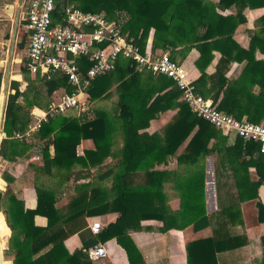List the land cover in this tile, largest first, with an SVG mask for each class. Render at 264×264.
<instances>
[{"label": "trees", "instance_id": "obj_1", "mask_svg": "<svg viewBox=\"0 0 264 264\" xmlns=\"http://www.w3.org/2000/svg\"><path fill=\"white\" fill-rule=\"evenodd\" d=\"M71 1H79V6L86 11L105 12L109 18L120 23L128 38H134L143 48L151 40L152 29L151 42L155 51H168L173 58L178 59L177 55L184 58L191 49L198 48L201 56L196 63L201 68L202 76L205 75V66L215 57L214 51L221 52L227 59L241 58L243 55L254 56L257 50L264 53V15L260 18L261 29L253 35L248 49L242 47L234 37L238 26L247 22L245 9L264 7V0H218V3L211 0ZM232 6L237 7L236 14L224 15L219 11ZM250 62L251 60L234 81L224 77L219 79L209 89V98L219 109L238 119L246 118L260 123L264 122V60L256 61V64ZM22 72L26 73L25 68H22ZM2 79L3 73L0 72V90ZM115 81L119 83V98L113 110L97 109L95 117L90 120L56 116L50 118L36 133L39 139L54 145V156L49 149L43 147L46 172H50L53 167H70L77 162L87 165L89 162L101 163L109 156L116 138L119 135L123 137L124 145L118 170L104 172L99 177L100 180H104L107 174L114 177V183L107 191V197L110 191L113 194L112 202L109 199L106 201V189L101 184L87 183L83 187L91 189V199L75 204L81 212L90 215L112 210L118 213L117 219L107 224L99 234H93L90 228L83 231V247L61 257V249L65 248L64 236L61 237V226H58L60 211L52 191L37 188V207L26 209L24 202L9 187L6 191L0 187V211L4 213L6 224L12 230L6 256L12 252L14 264H92L87 250L112 238H116L126 250L130 264H146L142 252L129 234L131 229L144 228L141 225L142 220L163 221L164 225L160 228L163 232L172 228L184 229L190 225L198 232L211 225L206 212L205 170L196 167L201 156L220 149V142L226 140L225 136L221 137L223 132L197 116L180 99L181 91L171 78L149 71H139L134 62L125 58L120 59L114 71L93 82L89 90L91 100L108 96ZM43 84L48 96L60 86L67 85L64 79L61 82L51 80ZM257 84L260 90L255 92L254 86ZM24 93L18 81L13 80L6 106L5 137L0 148V155L4 158H8L11 148L23 145L13 138L17 131H24L30 122L28 113L24 112L19 102ZM177 108V117L165 128L163 137L139 132L148 128L150 121L161 112ZM25 114L28 119L23 118ZM190 136L186 151L178 159L179 162L187 164L189 169H193L190 172L189 169L181 172L176 177V184L180 185L177 189L180 191L181 205L179 210L171 213L163 198L161 186L164 180L171 178V173L155 169V162L160 155L163 158L174 155ZM214 137V144L209 147ZM87 138L94 140L95 149L86 152V159L79 158L77 147L82 139ZM234 146L240 151L239 158L243 157V152L253 155L260 176L255 183L258 196L257 190L264 184V153L260 152V144L238 136ZM244 162L241 160V164ZM140 172L145 174V179L134 185V179L139 177ZM243 193L241 188V198ZM258 205L261 210L264 209L260 201ZM36 215L46 216L48 225H36ZM228 216L232 218L233 215ZM259 218L261 220L262 215ZM243 244L238 236L223 240L216 237L194 240L187 244V264H219V252ZM49 245L52 247L46 253L34 257ZM260 264H264V259Z\"/></svg>", "mask_w": 264, "mask_h": 264}, {"label": "crops", "instance_id": "obj_2", "mask_svg": "<svg viewBox=\"0 0 264 264\" xmlns=\"http://www.w3.org/2000/svg\"><path fill=\"white\" fill-rule=\"evenodd\" d=\"M29 2L30 0H14L15 7L12 9V6L10 8L7 6L9 0H0V20H2V17L5 18L2 20L3 24L0 25V36L3 34L1 26L4 25V28L7 25L10 26V31L8 33L4 32L6 38L3 41L6 45L9 44L12 55L21 53V57L17 59L20 63L21 73L22 68H24L22 60L27 47L24 19ZM232 8H235V12L237 13V7L232 6L222 10L224 11L222 14H236ZM13 10L14 12L11 13ZM244 13L247 17V22L238 26L234 37L242 47L248 49L255 34L256 27H254V23L264 15V7L255 9L246 8ZM214 54V59L205 66L204 76H202L201 68L196 63L201 56L198 48L191 49L180 60L186 66L190 76L195 79L199 92L208 98L211 96L209 89L219 79L224 77L229 79V81H234L243 73L249 60L253 61V64H256V61L264 60V53L259 50L255 52L254 56L250 55L248 57L243 55L241 58L231 57L227 59L219 51H214ZM10 70V72H6L8 77L7 98L9 97L11 82L13 80L18 81L20 89L23 92L25 91L24 88L27 89L26 84H28L24 80L23 74L11 68ZM0 72L3 73L1 67ZM16 73L21 75V79L15 77ZM26 73L28 72L26 71ZM259 90L260 86L258 84L255 85L254 91L258 92ZM49 98L50 96H48V101ZM37 108L42 107L35 105L31 112ZM177 110L170 109L161 112L150 121L148 128L141 129L139 132H145L150 135L157 134L163 137L165 128L174 122ZM191 136L186 139L174 155L170 154L167 158H163L162 155L157 157L156 155L155 169L171 173V178L164 180L161 185L162 193L164 194L163 198L171 213L179 210L181 205L180 191L177 189L178 186L180 188V185L179 183L176 184L175 179L178 174L186 172L189 168L187 164L179 162L178 157L186 151V146ZM223 136L226 137V140L220 142V149L214 153L201 156L200 163L196 167L205 170L204 192L206 212L210 217L211 225L198 232L193 230L192 225L184 229L172 228L163 232L159 228L144 226L145 224H155L161 227L164 225L163 221L158 219L142 220L141 224L144 228L138 230L131 229L129 234L142 252L146 264H187V244L189 242L208 237H216L223 240L230 236L240 237L244 244L231 250L219 252V264H260L263 261L264 209L261 210L259 208L258 202L260 201L264 205V184L258 188V196H256L255 183L259 180L260 176L257 172L253 155L243 152V157L239 158L240 151L234 146L238 136L235 133H223L221 137ZM13 139L18 140L23 145L11 148L8 158L1 156L0 164L3 167L2 180L4 181V183L0 182V185L4 184L1 188L6 191L9 187L16 197L24 202L26 209H35L37 207V188L52 191L56 198V206L60 211L58 226H61V237L64 236L63 243L65 248L61 249V257L65 253L72 254L83 247L81 233L89 229L93 222L100 221L105 227L117 219L118 213L112 210H107L97 215H90L87 212H81L75 204L84 199H87V201L91 199V189L83 187L87 183L101 184L106 189V201L109 199L112 202L113 194L110 191L109 197H107V191L112 187L114 177L108 174L104 180H100L99 177L104 172L108 173L118 170L122 147L113 145L109 156L98 164L89 162L87 165L77 162L70 167H53L50 172H46L44 169L45 159L43 149L41 150L37 147L40 142L38 140L42 141V139H39L37 133H34L29 140H20L15 137ZM214 141L215 137L211 139L209 147L213 146ZM45 142L47 141H42L44 147ZM48 149L51 155L54 156V146L49 145ZM94 149L95 143L93 139H82L77 147V156L86 159V152ZM241 160L245 162L241 164ZM192 169L193 167L188 171L190 172ZM99 173L101 174L99 175ZM134 181V185L143 182L138 177ZM241 188L244 190L242 198ZM0 215L3 217L2 212H0ZM228 215L233 216L230 218ZM260 215H262L261 220L259 218ZM48 223L49 220L46 216H35L36 225L46 227ZM2 225L4 227H1ZM6 233V245L2 253L4 245L2 237ZM11 235L12 230L8 227L6 221L4 223L0 221V264H14L12 252L8 257L6 256ZM103 244L106 245L109 252L108 257L104 260L106 264H130L126 250L117 242L116 238H112ZM51 247L52 245L43 248L34 257L46 253ZM94 263L92 261V264Z\"/></svg>", "mask_w": 264, "mask_h": 264}, {"label": "built area", "instance_id": "obj_3", "mask_svg": "<svg viewBox=\"0 0 264 264\" xmlns=\"http://www.w3.org/2000/svg\"><path fill=\"white\" fill-rule=\"evenodd\" d=\"M24 20L27 47L23 67L42 83L64 79L67 85L50 95L46 108L32 112V121L24 131H17L15 138L29 140L50 118L83 117L89 113L93 82L114 71L120 59L125 58L134 62L139 71L171 78L181 91L180 99L197 116L226 134L235 133L258 142L260 152L264 153V122L238 119L219 109L212 99L199 92L183 62L168 51H155L151 40L143 48L134 38H128L120 23L105 12L86 11L63 0H30ZM90 228L93 234H99L104 226L95 221ZM87 253L94 264H106L104 260L109 255L103 243Z\"/></svg>", "mask_w": 264, "mask_h": 264}, {"label": "rangeland", "instance_id": "obj_4", "mask_svg": "<svg viewBox=\"0 0 264 264\" xmlns=\"http://www.w3.org/2000/svg\"><path fill=\"white\" fill-rule=\"evenodd\" d=\"M211 1H213L215 3H218V0H211ZM13 2H14V0H9V4L7 6L9 8H10V6H12V9H14L15 6H14ZM66 2H73V3H76V4L79 5V1L66 0ZM3 6H5V5H3ZM232 10H233V12H235V8H232ZM219 11L221 13L224 12L221 9H219ZM13 12H14V10L11 11V13H13ZM1 19L3 20L5 18L2 17ZM2 20H0V25L3 24ZM3 26H1L3 34H1V36H0L1 37L0 38L1 39L0 40V67H1V69L3 71V78H4V80L2 81V88H1V93H0V140L1 141L5 137L3 132H4V123H5V115H6V106H7V103H8V98H7V80H8L7 78L8 77L6 75V72L7 71L10 72L11 71L10 68H11V69H14V71H16V72L21 73L20 63L17 60L18 58L21 57V53L20 54H16L15 53L13 55L11 54V51H10V48H9V44L6 45L5 42L3 41L4 38H6L5 37L6 34H4V32L8 33V31H10L9 30L10 26L7 25L6 26L7 29L4 28ZM254 27H256L255 33H258L260 31V29H261L260 18L254 23ZM153 30L154 29L151 30L150 39L153 36ZM7 49H8V51H7ZM176 58H178V60H181L182 56L181 55H177ZM19 73L15 74V77L17 79H21V75ZM21 74H23V76H24L23 78H24V80L26 82H28V84H26L27 89L24 88V86H23V88L25 89V93H24V96H21L19 98V102L22 105V108H23L24 112L28 113L29 120L32 121V116H31L32 112L31 111H32V108L35 105H38L39 107H42V108H46L47 107V103H48L47 91L45 89L44 84L41 81L35 79L32 75H30L28 73H23V72ZM118 84L119 83L116 82V81L113 83V85H112V87H111V89L109 91V95L108 96L103 97V98L98 99V100H94V101L92 100L91 109H90L89 113L85 114L83 117H77L76 115H69L68 117H74V118L76 117V118H83V119H86V120H90V119L95 117L97 109L103 108V109L113 110V108L115 107L116 102L118 101V98H119V93L117 91ZM177 113H178V110H177ZM28 115L25 114V116H23V118L27 117V119H28ZM176 117H177V114H176ZM176 117H175V119H176ZM220 131H222V130H220ZM116 139H117V141H116L115 145L119 146V147H123V145H124V143L122 141L123 137H121V135H119ZM38 141H40V142L37 145V147L42 150L43 147H44V145L42 144L43 140L42 141L38 140ZM49 145H53V144L51 143ZM0 148H1V144H0ZM121 152H122V148H121ZM120 160H121V158H120ZM0 163H1V155H0ZM2 170H3V167L0 164V182L4 183V181L2 180ZM141 173L142 172H140L138 174L139 175L138 178H140L141 181H144L145 174L144 173L141 174ZM100 174L101 173H99V175ZM2 186H4V184L0 185V187H2ZM2 214H3V217H1V215H0V221L2 223H4L5 222V218H4L5 216H4L3 212H2ZM144 226L145 227L157 228V229L158 228L160 229L162 227V226L161 227L156 226L155 224H145ZM1 227H4V226L2 225ZM6 236H7V233L2 237L3 242H4L2 253L4 252V246L6 245L5 244L6 243V239H7Z\"/></svg>", "mask_w": 264, "mask_h": 264}, {"label": "water", "instance_id": "obj_5", "mask_svg": "<svg viewBox=\"0 0 264 264\" xmlns=\"http://www.w3.org/2000/svg\"><path fill=\"white\" fill-rule=\"evenodd\" d=\"M0 144H1V140H0ZM45 148L48 149L49 148V142H45Z\"/></svg>", "mask_w": 264, "mask_h": 264}, {"label": "bare ground", "instance_id": "obj_6", "mask_svg": "<svg viewBox=\"0 0 264 264\" xmlns=\"http://www.w3.org/2000/svg\"><path fill=\"white\" fill-rule=\"evenodd\" d=\"M1 260V259H0Z\"/></svg>", "mask_w": 264, "mask_h": 264}]
</instances>
